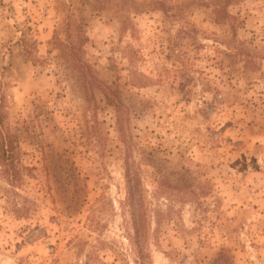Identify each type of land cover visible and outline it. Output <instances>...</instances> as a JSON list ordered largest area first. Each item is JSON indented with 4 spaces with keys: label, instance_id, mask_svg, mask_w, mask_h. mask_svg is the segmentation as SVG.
<instances>
[{
    "label": "rangeland",
    "instance_id": "1",
    "mask_svg": "<svg viewBox=\"0 0 264 264\" xmlns=\"http://www.w3.org/2000/svg\"><path fill=\"white\" fill-rule=\"evenodd\" d=\"M0 127V264H264V0H0Z\"/></svg>",
    "mask_w": 264,
    "mask_h": 264
},
{
    "label": "trees",
    "instance_id": "2",
    "mask_svg": "<svg viewBox=\"0 0 264 264\" xmlns=\"http://www.w3.org/2000/svg\"><path fill=\"white\" fill-rule=\"evenodd\" d=\"M17 147L18 146L15 143V139L12 138L7 130H3L2 127H0V174L9 185H13V183L22 176V169L31 168L20 162L19 151ZM125 175L128 184V195L130 202L133 204V201L136 200L134 197L136 194L137 199H140V195L138 193L139 188L137 187L139 183L136 172L127 162L125 167ZM140 207L137 208V210L140 212H135L133 210L134 219L136 215H138L140 219L142 218L143 212ZM137 230L138 229L136 228V231Z\"/></svg>",
    "mask_w": 264,
    "mask_h": 264
}]
</instances>
